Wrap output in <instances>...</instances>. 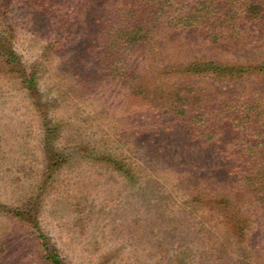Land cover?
<instances>
[{"label":"rangeland","instance_id":"1","mask_svg":"<svg viewBox=\"0 0 264 264\" xmlns=\"http://www.w3.org/2000/svg\"><path fill=\"white\" fill-rule=\"evenodd\" d=\"M56 1L48 15L20 0L0 8V37L10 35L20 63L35 73L28 90L0 65V264H47L35 220L3 212L29 202L66 264H238L219 252L225 227L207 204L228 183L226 155L192 139L170 107L182 88L222 101L225 114L251 91L263 92L264 78L252 70L233 78L197 69L259 66L264 16L249 23L239 16L210 36L208 26L190 21L214 17L220 0H159L148 56L137 51L129 59L144 73L130 92L121 69L97 60L94 20L117 0ZM192 100L181 110L190 113ZM57 159L66 161L57 167ZM242 212L249 216V207ZM251 221L254 248L245 263L264 264V215Z\"/></svg>","mask_w":264,"mask_h":264},{"label":"trees","instance_id":"2","mask_svg":"<svg viewBox=\"0 0 264 264\" xmlns=\"http://www.w3.org/2000/svg\"><path fill=\"white\" fill-rule=\"evenodd\" d=\"M23 4L35 11L48 15L56 8V0H20ZM8 0H0V8L8 4ZM238 0H223L212 5L216 11L214 17L199 18L190 21L191 24L219 28L228 24L247 20V22L259 21L264 16V0H240L239 7H234ZM196 6H200L199 0ZM159 0H117L111 8L113 11L107 13L105 17L95 18V32L100 51L98 52V63L106 64L110 68L120 72L121 84L130 92H134L141 86L140 79L144 73L138 72L134 64L130 61V56L142 51L148 56L146 51L149 44L153 43L156 34L152 28L156 26L155 15L161 12ZM195 18V17H193ZM192 19V17H191ZM205 22V23H204ZM207 24V25H206ZM218 35V34H216ZM8 34L0 37V65L9 75H14L20 80L24 88L31 90L35 86L34 69L25 68L19 56L12 50L9 43ZM213 36L214 33H213ZM89 48H94L95 41H88ZM145 49V50H144ZM144 50V52H143ZM125 52V59H120ZM126 56H129L126 58ZM121 65V68L118 65ZM203 69L197 72H209L214 68L216 74H227L230 77L245 76L248 70L250 74H260L264 78V61L259 66H239L232 67L222 64H205ZM222 66L223 68H221ZM109 71V69H108ZM187 94L184 100L179 99V94ZM176 93L180 103H173L170 107L172 113L178 118L179 125L188 132L189 136L198 142L216 146V150H221L226 155L228 163L223 165V178L228 181L222 186V191L210 193L208 195V205L211 210H217L222 220L219 221L225 227L223 243L220 244L219 252L223 257H229L233 253L237 257L238 264H246V256L250 253L249 243L255 235L252 230L251 218L257 215H264V91L257 89L251 91L240 104L233 107V111L225 114L222 101L216 103L215 100L204 98V93H196L194 90L182 88ZM206 94V93H205ZM258 95V96H257ZM193 97L190 113L182 111L181 108L187 106L186 101ZM176 99V100H177ZM230 97L225 98L224 107L231 102ZM182 102V103H181ZM227 103V104H226ZM181 105V107H180ZM206 116L203 120L197 119ZM45 119L42 118V121ZM198 123H201L198 125ZM45 127V134L48 129ZM66 160H55V166H62ZM247 205L250 209L249 216L242 212V207ZM27 204L23 209H6L3 211L7 215L25 222L32 223V229L37 238L38 245L43 252V260L47 264H66L58 253L57 248L52 245L49 239L43 235L36 226L35 210L30 213ZM37 206V204H36ZM28 208V209H27ZM264 230V229H263ZM264 249V247H263Z\"/></svg>","mask_w":264,"mask_h":264}]
</instances>
